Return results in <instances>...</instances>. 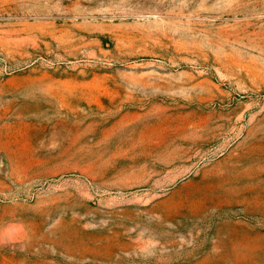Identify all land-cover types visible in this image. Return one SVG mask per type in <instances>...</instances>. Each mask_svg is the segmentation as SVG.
<instances>
[{
  "label": "rangeland",
  "instance_id": "rangeland-1",
  "mask_svg": "<svg viewBox=\"0 0 264 264\" xmlns=\"http://www.w3.org/2000/svg\"><path fill=\"white\" fill-rule=\"evenodd\" d=\"M0 264H264V0H0Z\"/></svg>",
  "mask_w": 264,
  "mask_h": 264
}]
</instances>
